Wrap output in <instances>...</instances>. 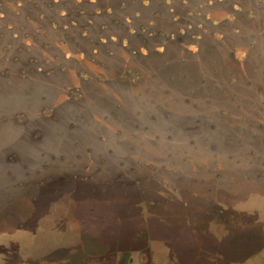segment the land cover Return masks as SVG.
<instances>
[{
    "label": "rangeland",
    "instance_id": "obj_1",
    "mask_svg": "<svg viewBox=\"0 0 264 264\" xmlns=\"http://www.w3.org/2000/svg\"><path fill=\"white\" fill-rule=\"evenodd\" d=\"M105 1L55 5L70 35L45 19L39 45L0 47V264L61 240L65 213L38 220L73 203L79 254L39 264H264V0ZM129 14L180 36L116 29ZM102 24L120 38L94 52Z\"/></svg>",
    "mask_w": 264,
    "mask_h": 264
},
{
    "label": "trees",
    "instance_id": "obj_2",
    "mask_svg": "<svg viewBox=\"0 0 264 264\" xmlns=\"http://www.w3.org/2000/svg\"><path fill=\"white\" fill-rule=\"evenodd\" d=\"M98 1L102 2V0H74L73 2H71L70 0H26V1L25 0H17V1L15 0L12 3L14 6H10V8H8V7H4L2 0H0V47L2 48L3 52L5 50H8L9 44L15 38L20 39V40L22 39V41L27 42V44L35 43V44L39 45L40 42L38 41V37H36L35 35H37V33L40 35L41 27H38V25H39L40 21L45 20V19H48V20L52 21V23H55V26H58L62 29H66L67 35H70V33H72L71 32L72 29L77 28L79 21L75 19V20L60 24L58 21V17L69 16L70 13H72V11L75 9L70 8V7H64V6L61 7L60 9H58L59 7L55 6V5H84L88 2H91V4L95 5L96 3H98ZM103 1H105V0H103ZM111 1L115 4V2H114L115 0H111ZM26 3H31L30 5H33L30 9L27 10V12H28L27 16L25 15V13H24L25 10L22 6V5H26ZM113 3L109 2L107 5H114ZM103 4H105V3H103ZM47 8H51V9L48 11ZM51 10H52V13H50ZM131 10H132L131 14L135 15L136 10H134L133 8ZM111 12H114V8L111 6H108L107 8H103L101 6H98L95 9L94 14L102 15V14H109ZM130 20H131V15L127 17V20L125 22L123 20H121L120 18H115L113 20L114 27L116 29L128 28V32L130 33V35H136L137 36V35L146 34V38H147L146 41L148 39H150L153 42H157L155 40L159 39V38L169 39L170 41L171 40L174 41L175 39H178L180 36L179 34H177V35L173 34V33L169 34V33H167V31H165L163 29H161V30L151 29L147 23H141L138 26H134V25L129 26L128 21L130 22ZM90 22H91L90 26H92L93 23L91 20H90ZM152 22H154V21H152ZM100 28L107 31V33H106V35L101 34L100 38L97 40L98 45L91 47V49L94 50V52L97 50L100 51V46L103 47L105 44H107L109 42L108 37L111 38L110 41L113 43L114 42L116 43L120 38V34L115 33V31H111L112 28L109 24H102V25H100ZM6 30L12 32V36L5 41H1V38L5 37V31ZM89 34H90V28H88V29L84 28L81 30V35L86 37L87 40H89L87 38ZM130 35L122 36L121 45H124L126 41L128 42ZM90 40H94V38L91 37ZM83 41H84V39L82 41H80V44H83ZM2 42H5L6 45H2ZM44 45H46V43H44ZM86 45L88 46V44L85 42L83 44V46L85 47ZM21 49L22 48H19V50H21ZM145 49L147 51H150V48L148 46H145ZM88 51H89L88 48L82 47L81 50L79 51L80 56L88 57ZM18 55L19 54L14 56V60L17 62H20L19 59L21 58V55H19V56ZM20 64L23 66L22 62H20ZM21 69H23V68H21ZM5 71L7 72L6 73L7 75L12 72L10 68H8V69L6 68L4 71H1L0 73H3ZM234 78H236L237 82H240V83H244V84L247 83L248 85H250V84L257 85L248 76L233 77L232 80H234ZM262 88H264V87L263 86L251 87L252 91H254V92H256L257 90H263ZM263 97H264V90H263ZM259 98H257V99H259ZM164 140H165V138L162 139V141H164ZM170 148H172L171 144H170L168 149H170Z\"/></svg>",
    "mask_w": 264,
    "mask_h": 264
},
{
    "label": "flooded vegetation",
    "instance_id": "obj_3",
    "mask_svg": "<svg viewBox=\"0 0 264 264\" xmlns=\"http://www.w3.org/2000/svg\"><path fill=\"white\" fill-rule=\"evenodd\" d=\"M54 207L53 205L50 207V209ZM51 214L49 212H47L43 217H41L39 220H38V223L39 225L43 224V220L42 219H45L44 217L47 215L48 217L50 215L51 216V220L49 224H53V223H56L58 220H59V216L61 213H65L64 217H67L69 218L70 220L66 221L67 225H66V233L64 234L63 238L61 240H63V242L61 243L62 245L56 247L54 250H51V252L49 251L51 249V246L50 245H47L45 242H38L39 240L37 238L38 235H33L32 238H31V241L29 242V244H25V245H22L20 248H18L15 252V255L17 256V261L20 262L19 264H39L42 260H45L48 256H50L51 254H55L56 253V256H54V261H59L62 259V254L60 253H63L65 255H78V251H79V245L82 241V238H81V232L78 230L77 228V221L75 219L72 218L73 216V213H72V210H69L68 212H64L63 210L60 212L59 211H54V210H51ZM54 219V220H53ZM75 224L76 225V229L75 231H72L71 229V224ZM47 224H48V221L47 223L44 224L45 228H47ZM40 227L37 228V231H39ZM36 240V241H35ZM56 245V244H55ZM58 245V244H57ZM33 248L37 249L36 252H34V257H28V258H24L21 253L22 252H25V251H28V250H32ZM49 251V252H48ZM58 252V254H57ZM82 252V250H81ZM61 258V259H60ZM53 260V259H52Z\"/></svg>",
    "mask_w": 264,
    "mask_h": 264
},
{
    "label": "water",
    "instance_id": "obj_4",
    "mask_svg": "<svg viewBox=\"0 0 264 264\" xmlns=\"http://www.w3.org/2000/svg\"><path fill=\"white\" fill-rule=\"evenodd\" d=\"M57 206V208L58 207H60L59 205H56ZM55 207V206H54ZM54 207H52L50 210H55V208ZM75 207H76V205H75V203H73L72 205H71V208H70V210H72V213H73V215L75 214ZM60 210V209H59ZM53 215V214H52ZM52 215H50L49 217H51ZM74 219V218H73ZM77 221V220H76ZM78 223V222H77ZM76 223V224H77ZM77 228H78V230L80 231V226L79 225H77ZM39 241L38 242H45L47 245H50L51 246V249L49 250L50 252H51V250H54L56 247H58V246H60V245H62L61 243L63 242V241H61V240H59V241H53V240H46L43 236L42 237H39V238H37ZM36 241V240H35ZM56 244V245H55ZM58 244V245H57ZM37 251V249H35V248H33L32 250H28V251H25V252H22L21 253V255L24 257V258H28V257H34L35 255H34V252H36ZM48 251V252H49Z\"/></svg>",
    "mask_w": 264,
    "mask_h": 264
}]
</instances>
